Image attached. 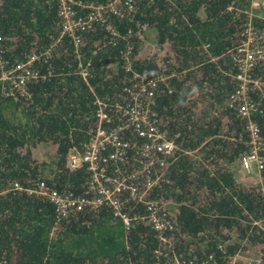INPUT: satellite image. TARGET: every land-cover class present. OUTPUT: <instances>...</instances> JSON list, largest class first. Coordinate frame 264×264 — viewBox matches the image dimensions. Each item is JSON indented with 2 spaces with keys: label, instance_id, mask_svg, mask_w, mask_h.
Here are the masks:
<instances>
[{
  "label": "trees",
  "instance_id": "trees-1",
  "mask_svg": "<svg viewBox=\"0 0 264 264\" xmlns=\"http://www.w3.org/2000/svg\"><path fill=\"white\" fill-rule=\"evenodd\" d=\"M248 5L249 0H139L133 12L107 16L118 35L94 23L81 32L75 49L59 34V0H0L3 59L15 63L31 51L50 49L48 57L32 61L43 76L27 81V94L6 95L0 81V264H171V254L226 264L249 246L264 252L262 190L235 180L228 167L236 164L243 173L239 159L248 149L244 119L227 101L237 81L230 53L243 39ZM143 25L166 45L163 68L137 55ZM126 63L140 73H164L152 110L175 148L151 194L165 201L171 218L165 242L140 221L124 228L103 205L57 215L45 195L31 190L41 181L58 192L85 193L87 172L67 168L66 155L89 139L94 100L112 107L119 99L130 79ZM263 71L264 62H257L253 72ZM250 87L257 107L253 119L264 140V105L257 104L264 82ZM38 143H52L47 159L35 157ZM257 175L264 188V164ZM127 211L142 212L143 206L130 203ZM166 243L172 249L168 260L155 252Z\"/></svg>",
  "mask_w": 264,
  "mask_h": 264
},
{
  "label": "built area",
  "instance_id": "built-area-1",
  "mask_svg": "<svg viewBox=\"0 0 264 264\" xmlns=\"http://www.w3.org/2000/svg\"><path fill=\"white\" fill-rule=\"evenodd\" d=\"M138 1L106 0L104 3L87 4L80 0H59V34L68 36L75 49L82 43L81 32L92 27L94 23L103 24L109 34L118 35L107 21V16L133 12ZM249 7L260 10L257 15H253L259 21L251 19L252 15L248 14V20L244 23L243 39L231 50L233 77L237 81L227 101L229 105H236L237 113L244 119V127L248 132V149L240 156V169L243 173L256 171L258 174L264 164V140L253 119L256 102L248 96V92L252 90L250 83L260 88L264 82L263 79L260 83L259 79L264 71L261 75L253 72L257 62H264V0H249ZM130 50L131 45L127 44L122 51L126 60ZM49 51V48L31 51L24 59L8 63L2 58L0 36V81L3 82L4 94H27V81L43 76L38 73L32 61L40 56L45 59ZM125 70L130 72V79L122 87L119 99L112 103V107H104L99 99L94 100L96 124L89 139L81 150L70 149L66 155L67 168L82 167L87 172L85 193L74 194L71 190L58 192L48 189L41 181L31 190L45 195L52 202L57 215H64L70 209L103 205L122 221L124 228L140 221L149 225L158 238L165 242L167 238L164 233L171 227V218L165 208V201L151 194L153 186L164 179L167 159L173 157L175 148L173 140L166 136L165 130L157 123L152 110L154 92L159 81L164 78V73L159 69L152 73H140L127 63ZM79 72L82 77L87 73L83 66H80ZM257 104L264 105V93ZM261 190L264 198V188ZM130 203L142 204L143 211L129 214L127 206ZM171 250L166 243L155 252L156 255L161 253L166 256L168 260ZM170 261L171 264H202L201 261L193 259H179L175 254L170 255ZM238 262L264 264V252L253 251L248 256L236 252L226 264Z\"/></svg>",
  "mask_w": 264,
  "mask_h": 264
},
{
  "label": "rangeland",
  "instance_id": "rangeland-1",
  "mask_svg": "<svg viewBox=\"0 0 264 264\" xmlns=\"http://www.w3.org/2000/svg\"><path fill=\"white\" fill-rule=\"evenodd\" d=\"M258 12H260L259 9L250 8L248 5V14H251L253 16V15H257ZM139 36H140V41L137 44V55L139 57L152 58V60L155 62L157 66L162 67L160 65H162L161 62L163 57L169 55V52L166 49V45L160 44L154 40V30L150 26L143 25L141 31L139 30ZM52 151H53L52 143H45V144L38 143V145L33 149L35 157L44 158V159H47L48 155H50ZM38 160H43V159H38ZM228 167L231 170V172L234 174L235 180H238L242 183H248V184L251 183L255 186L259 185L258 187L260 189L263 187V185L259 182V176L256 174L257 173L256 171H252L248 173H240L237 172L236 164H228ZM170 205L168 206L170 207ZM244 243L249 244L246 242ZM249 247L250 248L244 249L245 251L241 252L244 256H248L250 253L253 252L252 250L255 251L254 249L255 247L253 246H249Z\"/></svg>",
  "mask_w": 264,
  "mask_h": 264
}]
</instances>
